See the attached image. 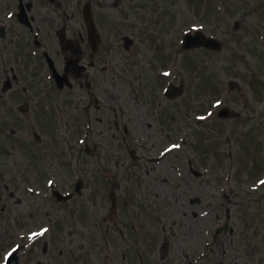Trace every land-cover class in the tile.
<instances>
[{"label":"rangeland","instance_id":"obj_1","mask_svg":"<svg viewBox=\"0 0 264 264\" xmlns=\"http://www.w3.org/2000/svg\"><path fill=\"white\" fill-rule=\"evenodd\" d=\"M33 1L29 29L17 19L18 0H0L1 18L15 12L11 38L0 46V88L8 79L13 87L0 91V264L13 245L24 248L21 264H188L204 245L196 264H264V185L257 183L264 179V0ZM86 2L110 49L99 58L111 69L93 72L95 90L84 92L90 101L47 94L40 102L48 71L41 55L27 53L33 36L42 28L44 48L61 59L56 32L65 25L83 31ZM192 26L223 50L184 53ZM125 35L135 39L131 51ZM161 74L183 82L184 96L161 97ZM22 87L35 91L25 98ZM223 108L233 117L220 119ZM165 153L169 165L151 161ZM80 180L82 193L70 202L53 198L55 190L74 193ZM112 191L120 204L115 217L108 213ZM228 212L234 233L214 243ZM36 229L46 231L33 240ZM165 237L171 251L162 260Z\"/></svg>","mask_w":264,"mask_h":264},{"label":"flooded vegetation","instance_id":"obj_2","mask_svg":"<svg viewBox=\"0 0 264 264\" xmlns=\"http://www.w3.org/2000/svg\"><path fill=\"white\" fill-rule=\"evenodd\" d=\"M76 18H77V14L75 13L74 16L72 17V23H74V20ZM65 27H66V30L71 35V38H70L71 40H73L75 42L76 40L81 39V47H82V50H81L82 63L81 64L89 67L92 60H94V59H95V63H96V65L94 67L88 68L86 70L87 72L84 73L85 81H86L85 83H82L79 80H77L78 81L77 82L78 83L77 91L79 90L78 94L81 95V94H84L85 91L91 90L93 88V85L91 86L92 87L91 89H87V87H86L89 80H94V74L91 73L90 70L94 71V69H96L97 66H99V65H101V68L103 70H107V68L105 66V62H104V58H107V56L105 55V52H103L102 54L101 53L98 54L95 58H92V56H91L92 50H91L90 44L87 41L88 38L86 35H84L82 33L81 29H79V27H74V25H73V31L71 32V29H69L68 25H66ZM8 33H9V30H8ZM8 33H7V35H8ZM85 38H86V40H85ZM5 42H7V40L3 41L2 44H5ZM102 51H108V49L106 48V45L101 46L100 52H102ZM101 55L104 56V58L102 60L99 58ZM62 56L64 57V59L67 57L66 55H62Z\"/></svg>","mask_w":264,"mask_h":264},{"label":"water","instance_id":"obj_3","mask_svg":"<svg viewBox=\"0 0 264 264\" xmlns=\"http://www.w3.org/2000/svg\"><path fill=\"white\" fill-rule=\"evenodd\" d=\"M86 21L88 22L91 30V33L93 31V27H94V23L91 19V16H89V14H86ZM188 40L191 42H195L196 44L194 46H206L207 48H212V49H217L220 50L221 46L214 40V39H209L206 38L205 36H203L202 34H199L197 37L195 38H191L188 37ZM227 114H225V112H223L221 114V116H226ZM14 258L11 257L9 259L8 264H14L13 262H11Z\"/></svg>","mask_w":264,"mask_h":264}]
</instances>
